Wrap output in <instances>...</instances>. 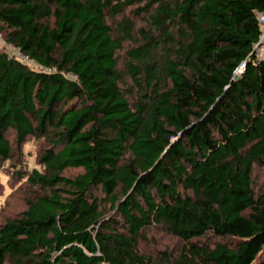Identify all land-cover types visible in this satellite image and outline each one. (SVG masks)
Instances as JSON below:
<instances>
[{
	"label": "trees",
	"instance_id": "1",
	"mask_svg": "<svg viewBox=\"0 0 264 264\" xmlns=\"http://www.w3.org/2000/svg\"><path fill=\"white\" fill-rule=\"evenodd\" d=\"M263 12L0 0L1 40L31 60L0 44V179L30 192L0 220V264H264ZM154 231L178 250L145 252Z\"/></svg>",
	"mask_w": 264,
	"mask_h": 264
},
{
	"label": "rangeland",
	"instance_id": "2",
	"mask_svg": "<svg viewBox=\"0 0 264 264\" xmlns=\"http://www.w3.org/2000/svg\"><path fill=\"white\" fill-rule=\"evenodd\" d=\"M39 155V144L36 140H31L22 148V153L19 155V162L21 165L30 167L36 166L37 157ZM37 167V166H36ZM74 171H69V174H73ZM10 175L12 172L10 170H3L2 179L5 186L0 183V205L2 204V208L0 207V220H2L3 216H11L24 209L25 203L22 199L25 198L27 193H30L28 189L22 188L21 191H16V188L19 186V183L15 182L9 183ZM255 178H257V189L258 191H264V170L257 171ZM9 179V180H8ZM24 197V198H23ZM149 244H143V250L147 253L155 254L158 250L165 251L166 249L177 251L178 241H176L173 237L169 235H164L162 233H158L154 231L150 235Z\"/></svg>",
	"mask_w": 264,
	"mask_h": 264
},
{
	"label": "built area",
	"instance_id": "3",
	"mask_svg": "<svg viewBox=\"0 0 264 264\" xmlns=\"http://www.w3.org/2000/svg\"><path fill=\"white\" fill-rule=\"evenodd\" d=\"M259 21L261 23L262 26V33L260 36V40L259 42L256 44L255 46V52L257 54V56H263L264 55V12L259 14ZM0 44L1 46L8 51L11 55L15 56L17 59L22 60L24 63L29 64L31 62L30 58L28 57H24L21 53V51H19V49H11L9 46H7L2 40H1V35H0ZM243 72V69H239L236 73L237 76H240Z\"/></svg>",
	"mask_w": 264,
	"mask_h": 264
},
{
	"label": "water",
	"instance_id": "4",
	"mask_svg": "<svg viewBox=\"0 0 264 264\" xmlns=\"http://www.w3.org/2000/svg\"><path fill=\"white\" fill-rule=\"evenodd\" d=\"M239 78H240V76H237V77H236V79H239Z\"/></svg>",
	"mask_w": 264,
	"mask_h": 264
}]
</instances>
